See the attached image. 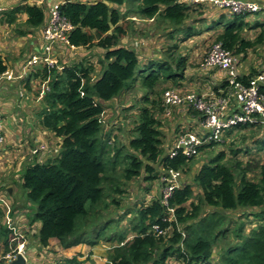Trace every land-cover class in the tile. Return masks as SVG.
Returning a JSON list of instances; mask_svg holds the SVG:
<instances>
[{
	"label": "trees",
	"instance_id": "1",
	"mask_svg": "<svg viewBox=\"0 0 264 264\" xmlns=\"http://www.w3.org/2000/svg\"><path fill=\"white\" fill-rule=\"evenodd\" d=\"M201 5L179 0H66L61 6L62 15L74 27L70 46L99 52L100 56L96 63L85 59L61 71L57 65H42L34 71L49 84L41 124L59 139L52 154L44 156V151L37 150L20 183L31 204L33 221L41 224L36 237L41 247H48L53 239L64 249L83 243L93 247L105 239L108 243L118 241L107 253L108 264H213L220 244L223 248L217 264H264V157L240 160L243 149L234 150L233 141L239 138L243 143L245 132L256 130L258 152L264 151L262 117L256 114L254 122L231 127L225 139L200 146L197 155L188 157L180 151L171 157L181 135L187 131L202 135L198 123L204 117L193 108H186L181 116L166 117L164 85L227 97L231 103L236 102L234 86L225 78L210 82L209 88L198 87L197 92L185 90L187 56L172 53L167 58H150L140 67L143 54L125 44L135 37L133 17L172 26L171 38L177 40L182 31L188 37L195 35L194 27L186 21ZM124 6L128 9L122 12ZM21 15L27 16V30L41 27L46 20L45 10L30 3L5 7L0 18L17 27ZM244 18L232 16L215 40L239 62L264 44V30L255 39L244 36V24L237 23ZM225 20L223 16L215 25ZM261 27L264 29V24ZM16 32L29 34L21 29ZM8 69L6 58L0 55V75ZM263 72L252 68L237 82L249 86ZM137 87L142 105L127 108L135 110L137 119L128 130L127 144L121 145L108 131L105 112L108 104ZM260 93L264 96V84ZM179 116L174 130L165 133L163 118L171 121ZM220 146L229 147L231 156L225 149L217 150ZM200 153L210 154L209 159L190 181L194 159ZM170 171L180 173V185L164 202L163 190L168 185L164 178ZM138 179L145 182L146 197L131 206L126 197L132 193L130 184ZM194 187L199 191L197 196ZM131 214L136 216L131 230L135 235L127 240L116 226ZM244 219L253 220L248 232ZM13 233V226L0 222V242L8 251ZM79 257L61 262L84 264Z\"/></svg>",
	"mask_w": 264,
	"mask_h": 264
},
{
	"label": "crops",
	"instance_id": "2",
	"mask_svg": "<svg viewBox=\"0 0 264 264\" xmlns=\"http://www.w3.org/2000/svg\"><path fill=\"white\" fill-rule=\"evenodd\" d=\"M65 1L9 0L5 3L6 8H12L24 3L41 6L46 12V20L37 29L27 30V27L24 25L27 19L26 15L19 17L17 27L9 26L0 18V55L6 58L9 65L8 72L12 74L13 78L2 81L0 84V113L3 116L5 126V140L0 147V222L7 223L8 216L12 218V226L24 236L30 258L38 264H62V259L78 255L81 256L84 264H108L107 253L101 254L97 250V246L92 247L88 243L64 249L58 240L53 239L50 241L48 247H41L36 238L41 224L33 221V216H31L32 210L30 209L31 204L27 202L25 193L20 188L23 174L32 162L35 151L41 150L44 151L42 155H50L58 147L59 143V139L41 124L42 114L46 108L44 97L49 92V84L47 81L37 78L34 75V71L42 65H36L30 71L25 66L32 56L43 53L44 39L42 31L49 21L50 9L56 4H64ZM256 1L264 5V0ZM212 20L213 22L217 21L214 17ZM259 27L255 28H258L259 31L263 29V27ZM20 29L27 31L29 34L26 36L18 34L16 31ZM250 29H252L251 26ZM201 34V32L196 33V35ZM194 36L191 35L190 37ZM181 38L185 39L189 37L183 35ZM201 51L202 49L198 48L196 51L193 50L192 53L194 52L193 55L199 59L201 57L197 54ZM92 54V50L85 48L82 51V48L57 46L54 50L53 58L54 63L58 66L59 71H61L65 66H71L85 59H91ZM183 56H186V54H183ZM156 57L153 56L151 58H160V56ZM89 61L93 62V59ZM149 61H151L150 58L143 59L141 60V64L146 65ZM190 62H192L191 59ZM245 69V66H239V75L242 76L246 72H249V69L247 71ZM186 70H188V66ZM200 70H198L199 74L197 73L190 77L189 81L193 82L189 84L190 89L187 88L185 90L195 91L198 88L193 89L192 85L195 82L202 87L209 88L210 82L217 83L226 78V74L219 69ZM21 76L22 78H20ZM109 106L116 107L117 109L120 105L117 102H113L108 104L107 107ZM107 110L108 108L106 109L105 116ZM188 119L187 117L186 120ZM191 121L190 119L188 122L190 123ZM12 248V240L9 243V251L5 244L0 242V263L10 253Z\"/></svg>",
	"mask_w": 264,
	"mask_h": 264
},
{
	"label": "built area",
	"instance_id": "3",
	"mask_svg": "<svg viewBox=\"0 0 264 264\" xmlns=\"http://www.w3.org/2000/svg\"><path fill=\"white\" fill-rule=\"evenodd\" d=\"M9 0H0V15L5 9V3ZM182 4L196 5L207 3L210 7L224 11L229 16L253 15L264 11V5L258 1L251 0H179ZM54 5L49 11V21L43 28L44 50L39 55L32 56L25 66L28 71L36 65L55 66L54 50L57 46L71 47L69 36L74 27L70 21L62 15L61 6ZM239 59L222 44L214 43L209 53L201 63V69H219L226 74L227 80L234 86L235 101L231 103L227 97L215 98L212 94L198 95L193 92H183L177 89L166 90L163 94V102L166 107V117L181 114L186 108H193L203 114L204 119L198 123L202 135L196 132L187 131L181 135L170 153L171 157L176 156L180 151L192 157L198 154V148L206 143L221 141L225 133L233 126L246 125L254 122L255 115L262 117L264 123V96L260 93V87L264 84V72L252 80L249 86L237 82L239 75ZM22 78V76L20 77ZM12 74L6 72L0 75L2 81L11 80ZM236 104V108H235ZM5 140L4 119L0 113V147ZM37 150L35 151V153ZM181 175L179 172L170 171L169 176L164 178L167 186L163 190L164 202L172 195L174 189L180 184ZM10 224V220H8ZM12 243L17 245L5 256L0 264H6L14 260L17 255L23 254L26 257L24 264H38L33 261L26 248L24 236L14 228ZM29 256V257H28ZM29 258V259H28ZM3 261V262H2Z\"/></svg>",
	"mask_w": 264,
	"mask_h": 264
},
{
	"label": "rangeland",
	"instance_id": "4",
	"mask_svg": "<svg viewBox=\"0 0 264 264\" xmlns=\"http://www.w3.org/2000/svg\"><path fill=\"white\" fill-rule=\"evenodd\" d=\"M120 9H122V12H124L128 8L124 6L123 8H120ZM263 12L264 11L253 14V15L245 16L244 19L237 21L238 24H241V23L244 24L245 26L244 36L247 39H255L256 37L260 35L261 31L264 30V29H261L260 31L258 30V28H260L259 26H261V24H264V13ZM226 15L227 13H225L224 11L216 9V8H212L207 3H205L204 5H201L198 11H196L195 13L193 12L191 14V18H189L186 21V24L188 26L189 25L193 26L197 34L198 32L199 33L201 32L202 34L201 35L195 34L194 37L182 39L181 37L183 35H186V33L182 31L177 36L179 37L178 40L177 38H171V35H174L173 34L174 32L173 33L171 32L173 29L172 26L165 25V24H159L157 22H152V21H145L139 17H133L132 20L135 18L134 19L135 23L133 24V28H134L133 30H134L135 37L134 38L130 37L129 42H125V44L126 46L134 47L138 49L137 51H141L143 53L142 60L143 59L146 60V58L149 59L153 56L155 58H157L156 56L167 58L169 57L168 54H172V53L175 54L176 57L180 55L183 56V54L184 55L186 54V56L189 57V64H188V70L185 71V76L189 77L190 79L192 75L197 74L199 71H201L200 70L201 63L203 59H205L206 53L207 52L209 53L211 46L215 43L217 35L222 33L225 30V26L230 23V20H231L230 18H232V16H229V15L226 16ZM204 16L206 17V19H203ZM223 16H225L228 20H225L224 24L215 25V22H213L212 20L213 17L217 19L216 23H218V21L221 20ZM245 20H246V23H245ZM250 26L252 27V29H250ZM255 27H258V28H255ZM141 37H142V40L140 39ZM198 48L202 49V51L197 54L199 57H201L199 59L198 57L196 58V56L193 55L194 52L192 53L193 50L196 51ZM82 51H83V48H82ZM255 51L256 50L251 51L247 59L240 62L239 66L240 67L245 66L246 71L250 67L251 68L248 71H250L252 68L263 71L264 70V44L260 46V48L256 52ZM92 53L93 54H92L91 59H93V62L95 63L98 62V59L100 56L99 52L92 51ZM190 59L192 62H190ZM142 66L144 65L140 64V67ZM189 79H187L186 82L184 83H186L187 88L190 89L189 84L192 83L193 81L189 82ZM192 86H193V89L196 87H200V88L202 87L201 85L197 84V82H195L194 85ZM138 87L132 89L130 93L125 92L120 97V99H117V103H119L120 105L117 109L116 107L114 108L112 106H109L106 116H105V122L107 124L108 131L109 130L112 131L113 137L116 136L118 138L117 141L120 144L122 143L121 145L127 144V139L129 136L128 130L133 126L132 124L133 121L137 119V113H135V110L126 111L127 108L131 107L132 105H134L133 107L142 105L141 103H139V99L137 98L139 91H140L138 90L139 89ZM164 89L169 90V89H176V88L172 87L170 84H166L164 85ZM198 93H195V94H198ZM120 113H121V116H120ZM180 118L181 117H175V120H171V121L163 118V121L165 123L164 132L167 134H170L174 130L177 120H180ZM259 132L263 135V131H259ZM245 134H246L247 140L243 143L241 142L239 138L234 139L235 137H237L238 133L235 134V136H233V138L231 139V140L234 139L233 141L236 142L234 146V150L240 149V148L243 149L242 153L239 155L240 160L247 162L250 159H254V160H258L260 158L263 159L264 151L258 152L259 147L257 145V141L260 139L257 136V131L250 130V131L245 132ZM169 137H172V136H169ZM223 138L225 139L226 136ZM262 139L264 140V136ZM228 140L230 141L229 138H227V141ZM228 148L229 147L220 146L218 147L217 150L225 149L227 151L228 157H230L231 152L229 151ZM209 156L210 154L200 153V155L195 157L194 162H193V167L191 170V174H190L191 175L189 179L190 181L192 180L193 175L196 172H198L202 163H204V161L209 159ZM185 179L186 178H184L183 180ZM143 185L145 186V182L143 181V179L135 180L132 184H130L129 190H131L132 193L129 195L127 194V197H126V202H128L127 204L134 206L138 201H142L143 199H145L146 191L142 188ZM194 189L196 191V196H197L199 191L196 189V187H194ZM152 195H150L148 198L151 199ZM25 198H26V195H25ZM232 216L237 217L236 214H232ZM135 217H136L135 214L125 216L123 221L118 226H116V229L118 232H124L125 235H127V240L133 239L135 235L131 231L133 227L132 223H134ZM11 219L12 218L8 216V220H10V224H13ZM244 221L246 225H248V229H247V232H248L250 228L252 227V225L249 222L253 220L244 219ZM254 223H257V222L254 220ZM256 225L257 224H255L254 226ZM231 226L234 227L235 224L232 223ZM230 239H233V235L231 236ZM116 244H118V241L108 243L104 239L103 241L100 242V244L97 245V250L100 251L101 254L103 253L106 254L109 252L110 247ZM219 245H217L215 249L216 252L214 255L215 257L212 262L213 264L218 263L219 249L222 250L223 248V247H219ZM79 259L81 260V257H79Z\"/></svg>",
	"mask_w": 264,
	"mask_h": 264
},
{
	"label": "water",
	"instance_id": "5",
	"mask_svg": "<svg viewBox=\"0 0 264 264\" xmlns=\"http://www.w3.org/2000/svg\"><path fill=\"white\" fill-rule=\"evenodd\" d=\"M25 261H26V257L23 254L19 253L14 260H12V261H10V262H8L6 264H24Z\"/></svg>",
	"mask_w": 264,
	"mask_h": 264
}]
</instances>
